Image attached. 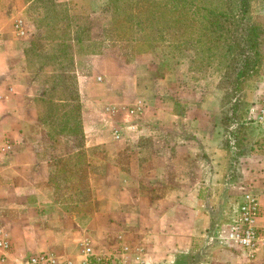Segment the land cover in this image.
<instances>
[{
	"label": "crops",
	"instance_id": "0c3cea01",
	"mask_svg": "<svg viewBox=\"0 0 264 264\" xmlns=\"http://www.w3.org/2000/svg\"><path fill=\"white\" fill-rule=\"evenodd\" d=\"M34 2L0 0V142L10 143L0 151V243L10 244H0V264L42 251L74 264L115 252L126 264L205 255L197 245L220 226L205 207L241 189L217 121L222 91L196 92L154 53L34 60ZM66 85L71 95L50 94ZM260 92L257 109L264 82ZM74 106L75 128L65 118ZM255 129L241 181L260 197L264 229V130ZM248 264H264V253Z\"/></svg>",
	"mask_w": 264,
	"mask_h": 264
},
{
	"label": "rangeland",
	"instance_id": "374dc122",
	"mask_svg": "<svg viewBox=\"0 0 264 264\" xmlns=\"http://www.w3.org/2000/svg\"><path fill=\"white\" fill-rule=\"evenodd\" d=\"M225 1L74 0L61 2L37 0L31 6L32 12L30 11L34 14L38 25V33L32 44L35 51H31L30 54L34 60H53L54 55L60 52L61 48L68 49L70 54H74L73 56L75 52L80 53L86 49L109 50L121 57L123 62L132 61L138 54L154 53L174 66L180 73V80L190 85L196 92H203L206 95L211 94L214 85L219 89L221 76L224 75V71L228 72L229 76L223 82L228 94L226 109L230 114L227 116H233V110H230V107L235 108L238 116L243 113L244 115L241 120H232L229 123L224 121V115L217 116L224 141L234 137V132L239 128L238 121L248 120V125L253 126L239 134L242 145L231 149V174L235 180L239 181V184L241 182V189L239 190L236 185L237 187L231 189L232 194L228 197L222 193L213 199L214 206L205 207L220 226L210 230L209 235L197 245L196 250H205V255H201L204 254L201 252L200 256L183 260L181 264H188V261L195 264L209 256L214 257L221 264L252 262L248 261L240 249L228 244L225 238L242 193L245 190H252L251 186H247L241 179L242 170L248 163L247 158L251 153V144L258 138V134H261L255 129L260 126L255 125L254 116L255 112L260 111L257 109L259 104L257 98L262 94L260 90L264 77L258 80L256 75L251 78L242 77L243 87L239 94L244 95L245 99L236 107L233 105L232 98L237 96L233 90L236 69L225 70L224 56L227 46L220 40L222 47L219 46L216 49L214 44L219 34L210 33L208 28L212 19L209 11L223 8ZM251 11L254 16L264 15V0L253 3ZM262 52L264 53V42ZM229 95H233L232 98ZM227 186H220V188L225 190ZM262 253L264 249L258 253V256ZM91 260L92 264H118L119 262L116 252L115 255H107L106 258Z\"/></svg>",
	"mask_w": 264,
	"mask_h": 264
},
{
	"label": "trees",
	"instance_id": "16d2710c",
	"mask_svg": "<svg viewBox=\"0 0 264 264\" xmlns=\"http://www.w3.org/2000/svg\"><path fill=\"white\" fill-rule=\"evenodd\" d=\"M37 0H35L36 2ZM34 2V3H35ZM258 2V0H226L223 4V8L219 10H210L209 15L211 16L210 25H208L210 33H218L217 39L215 40L216 49L221 46L222 40L226 48L225 53V70L228 69H236L235 71V81H234V92L237 93V96L232 98L233 95H229L232 100H234V106L244 102V95L239 94L242 91L243 82L241 81L242 77L251 78L256 75V79L258 80L264 75V53L262 52L263 42H264V15L254 16L252 14V4ZM36 20V18H35ZM37 22V20H36ZM38 26V25H37ZM38 29V27H37ZM216 36V35H215ZM224 36V37H223ZM222 47V46H221ZM54 55V61L59 62H73L74 54H70L68 49L61 48ZM30 55V53H29ZM37 60V59H35ZM164 62L166 60L162 59ZM43 63L46 60H37ZM239 61L238 63H235ZM61 63V64H62ZM167 63V62H166ZM169 63V62H168ZM220 80L219 89L223 92L222 103H221V111L220 115H224L225 120L232 122V120L242 119L244 113L241 115L236 114L235 108H231L233 110L232 117H228L230 112L226 109L227 105V97L228 94L225 91L223 86L224 79L229 76L228 72L224 71ZM69 85L66 86H53L52 92L50 94L55 95H71V90L68 89ZM74 96V95H73ZM47 109H51V105H46ZM63 107V105H62ZM58 109V108H57ZM64 108L61 109L63 111ZM71 112L66 115V120H69L72 124L74 121V128L76 127L75 119L77 109L71 108ZM228 115V116H227ZM71 116V117H70ZM219 116V115H218ZM246 116V114H245ZM239 117V118H238ZM249 117V116H248ZM63 118V119H65ZM248 119V118H247ZM223 120V117H222ZM248 120L245 122L238 121L239 128L236 132H234V137L232 139H227L225 141L228 146H232V149H236L241 144V137L239 134L245 132L251 125H248ZM77 133V132H75ZM245 138V137H244Z\"/></svg>",
	"mask_w": 264,
	"mask_h": 264
},
{
	"label": "built area",
	"instance_id": "2783aa9c",
	"mask_svg": "<svg viewBox=\"0 0 264 264\" xmlns=\"http://www.w3.org/2000/svg\"><path fill=\"white\" fill-rule=\"evenodd\" d=\"M263 107L259 111V116H254L255 121L260 128L264 130V102ZM10 147L8 140L0 142V151H4ZM262 216V203L260 197L253 190H245L240 201L235 209L231 221L228 225L226 242L234 245L246 255L248 261H253L257 258L258 253L264 249V229L260 225V218ZM4 249H9L8 241L0 243ZM6 255L3 257L4 263ZM118 264H126V261L118 260ZM17 264H74L73 262L61 259L54 253L49 251H42L28 256L27 259ZM82 264H92L91 259L85 260ZM107 264V263H106Z\"/></svg>",
	"mask_w": 264,
	"mask_h": 264
}]
</instances>
